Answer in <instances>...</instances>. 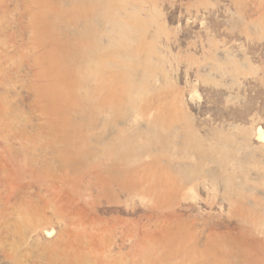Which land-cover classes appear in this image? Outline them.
Returning a JSON list of instances; mask_svg holds the SVG:
<instances>
[{"label":"rangeland","instance_id":"obj_1","mask_svg":"<svg viewBox=\"0 0 264 264\" xmlns=\"http://www.w3.org/2000/svg\"><path fill=\"white\" fill-rule=\"evenodd\" d=\"M0 264H264V0H0Z\"/></svg>","mask_w":264,"mask_h":264}]
</instances>
